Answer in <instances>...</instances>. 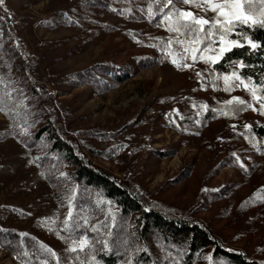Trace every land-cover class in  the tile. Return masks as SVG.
I'll use <instances>...</instances> for the list:
<instances>
[{
  "label": "rangeland",
  "instance_id": "1",
  "mask_svg": "<svg viewBox=\"0 0 264 264\" xmlns=\"http://www.w3.org/2000/svg\"><path fill=\"white\" fill-rule=\"evenodd\" d=\"M127 2L4 0L0 5L7 9L6 15L0 10V75L17 81L29 97L18 122L23 125L27 113L28 123H34L31 135L23 137L25 148L20 137L5 135L12 121L0 113V229L18 234L29 247L36 240L67 248L45 220L66 211L58 199L57 185L64 180L59 172L84 195L87 188L55 152L46 156L51 147L46 134L55 137L54 125L91 164L126 183L145 203L201 223L227 248L264 264V153L234 137L238 124L264 123V116L245 109L229 125L192 121L204 110L201 105L231 96L251 101L250 93L243 86L224 91L222 76L213 81L218 74L210 76L212 65L203 61L188 60L191 68L177 69L164 52L157 58L153 41L165 30L160 19L148 20L145 0ZM191 7L206 18L215 15ZM143 51L149 58L144 63L138 58ZM27 72L35 91L50 98V114ZM29 159L35 162L28 164ZM18 247L0 242V264H21ZM206 254L196 264H208Z\"/></svg>",
  "mask_w": 264,
  "mask_h": 264
},
{
  "label": "snow or ice",
  "instance_id": "2",
  "mask_svg": "<svg viewBox=\"0 0 264 264\" xmlns=\"http://www.w3.org/2000/svg\"><path fill=\"white\" fill-rule=\"evenodd\" d=\"M259 3L260 9L255 10L254 0H151L147 6V16L151 20L153 17L159 15L160 24L165 28L170 35L161 49L170 62L177 68H191L193 65L188 63L191 60L195 63L197 60L203 61L209 65H215L221 61L225 54L230 52L233 48L244 47L252 52L264 49L261 42L244 35L243 43L240 39H229V35L235 33L237 37L242 33L236 32L237 25H245L252 28L259 26L264 28V0H256ZM194 6L202 11H212L215 13L211 19L203 15H198L189 8L177 7V4ZM4 4V0H0V5ZM155 5V8H154ZM247 5V7H245ZM7 12V9H4ZM124 11H129L125 9ZM207 26V27H206ZM178 45L179 50H175L173 45ZM236 66L231 72H225L213 76V81L220 79L222 76L224 91L230 92L235 87L243 86L244 90L250 93L251 101H246L238 96H231L230 99L224 101L225 109H212L213 112L222 111L224 116H234L245 109L258 111L261 116H264V77L259 82H254L251 75L246 78L240 74L237 69L246 67L244 60L232 61ZM214 69H209L211 76ZM196 75L201 77L202 74L197 72ZM238 82V83H237ZM18 82L10 78V76L0 75V113L9 117L12 123L9 125L10 131L5 135H10L14 138L20 137L18 141L23 147L28 148V144L23 137H29L31 133L29 129L34 126L28 123V114L25 113L23 125L18 122L19 108L25 106L24 102L29 99L21 88ZM217 85L213 82L212 87ZM258 89L261 92L258 94ZM259 105L257 109L256 105ZM230 106V107H228ZM195 107V105H194ZM207 105H201V108L207 110ZM199 115V113H197ZM199 123V121H197ZM245 129L251 130L252 125L244 124ZM235 128V125H233ZM245 139L256 146L253 137L246 136ZM260 150V149H258ZM236 157V161L240 167L247 171L245 165L240 162V158L236 153H232ZM35 161L29 159L28 164ZM43 175V173H41ZM59 176L64 180L58 183V191L62 194L58 197L60 207L65 208L66 211L61 218L59 215L54 217H46L45 220L49 224V230L52 231L51 225H55L57 235L65 242L67 248L64 257L50 246L39 243V246L30 250H25L18 253L17 258L21 260V264H50V259L54 258L55 264H100L95 253L99 250L101 252H109L115 243H110L109 237H112L113 226H117V217L112 210V202L108 201V209L105 211L100 208L103 203L101 198H96L94 203L95 208L90 203L92 196L87 189L84 190V195L81 193L79 186L67 182L68 174L59 172ZM264 187V186H262ZM207 191V189H204ZM97 211L104 213L105 219L103 221L97 220L96 223L91 221L95 218ZM109 218L111 223H109ZM57 221L59 223L57 224ZM3 231V229H0ZM94 233V236L89 235ZM21 237L27 236V233H20ZM134 235V234H133ZM100 244L97 249L96 245ZM129 242L125 240L121 247L123 248L124 260L123 264H134V255L137 252H148L147 247L137 245L136 247L127 246ZM20 246L24 247L23 240L20 241ZM171 252L168 253V258H171ZM205 259L208 264H214V257L211 252L206 254ZM173 264L175 262L173 261Z\"/></svg>",
  "mask_w": 264,
  "mask_h": 264
},
{
  "label": "trees",
  "instance_id": "3",
  "mask_svg": "<svg viewBox=\"0 0 264 264\" xmlns=\"http://www.w3.org/2000/svg\"><path fill=\"white\" fill-rule=\"evenodd\" d=\"M119 1L121 4L128 3V0ZM145 1L148 4L151 2V0ZM254 3L255 10L258 12L260 5L256 0H254ZM179 6L180 4H177V7ZM245 7H247V5ZM0 10L6 15V12L2 7H0ZM155 18H159V15L153 17L151 20L148 18V20L152 21ZM236 32H240L242 35L237 37L235 33H232L228 38H238L243 43V37L244 35H247L264 45V28L259 26L252 28L245 25H237ZM170 35L174 36L175 34H170L164 30L162 34L153 41L156 46L153 48L154 54L157 58L162 55L161 49ZM174 46L177 45L174 44ZM138 58L143 63L149 59L145 51L140 52ZM241 59L244 60L246 67L243 69H237L240 74L245 78L248 75H251L254 82H259V80L264 77V49L252 52L247 48V45L242 48H233L230 52L225 54L221 61L212 65L210 68L214 69V72L217 74L231 72L236 69V66L232 64V61ZM25 78L32 84V89L35 91V80L29 72H27ZM39 90V92H35L39 95L42 107H46V115H48L51 113L47 101H50V98L45 95V92L42 89ZM259 91L261 92V90ZM207 106V110L198 112L199 115H197V113L193 114L191 116L192 121H199L201 126H205L210 122L221 120L225 122L226 125H229L231 120H233V117L241 113L239 112L234 116H224L222 111H212V109L226 110V106L223 102L214 104L208 103ZM46 120L47 122L50 121L49 119ZM250 125H252L251 130L245 129L238 124L236 126L237 132L234 137L239 141L244 140V143L249 145H252V143L245 139V137H253L256 144L255 147L252 145L253 149L259 153H264V123H254ZM52 127L54 132L51 131L55 137L52 139L49 137V134H46V137L48 138L47 140L51 145L48 151H46V156L47 154L55 152L61 157L67 166L74 170V176L81 178L83 180L82 184L89 191L92 190L93 198L92 203H90L93 208L96 207L94 203L96 198L102 199L103 203L100 205V208H103L105 211H107L109 207L108 201L112 202V210L117 217V226H113L112 231L114 235L109 237V241L110 243H118H115L112 250L109 252H101L98 250L95 253L100 264H123L124 255L121 245H123L125 240L129 242L127 246L136 247L137 245H141L148 248L147 253L143 251L135 253L133 258L134 264H173V261L175 264H196L201 255H204L205 252H211L213 254L214 264H262L257 260L248 259L240 251L227 248L220 239L213 236L208 227L201 223L168 216L145 203V201L141 200L138 194L135 193L126 183L121 182L113 175L106 173L91 164L81 153L80 148L70 136L62 132L60 134L58 132V127L54 125ZM55 139H58L62 145L57 144V140ZM261 191L264 192V187ZM104 219V213L97 211L95 218L91 222L96 223L97 220L103 221ZM109 223H111L110 218ZM131 224H133V228L129 229L128 227ZM0 234L2 236L0 239L1 243L6 241L12 242V245H17V247L20 246L19 239L21 238H19L18 234H11L8 236L6 231H0ZM89 235L94 236L95 234L89 233ZM33 242L32 247H29V243L25 242L24 247L22 248L20 246V248L18 247L19 250L16 251L21 253L25 250L36 248L41 241L34 240ZM153 245H155L157 249H155ZM100 246V244H97V249H99ZM53 249L61 257L67 255L65 250ZM169 252L172 254L171 258H168ZM19 261L21 262L20 259ZM34 264H38V262H34ZM50 264H55L54 258L50 259Z\"/></svg>",
  "mask_w": 264,
  "mask_h": 264
}]
</instances>
